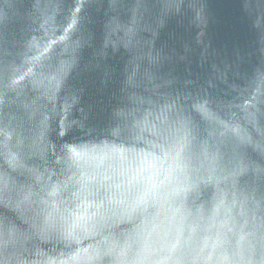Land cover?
<instances>
[{
  "label": "water",
  "instance_id": "obj_1",
  "mask_svg": "<svg viewBox=\"0 0 264 264\" xmlns=\"http://www.w3.org/2000/svg\"><path fill=\"white\" fill-rule=\"evenodd\" d=\"M0 264H264V0H0Z\"/></svg>",
  "mask_w": 264,
  "mask_h": 264
}]
</instances>
